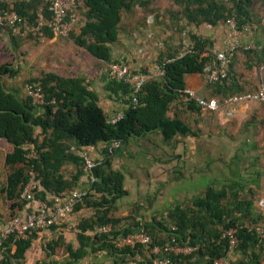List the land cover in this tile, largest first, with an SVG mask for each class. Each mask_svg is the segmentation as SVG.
<instances>
[{
    "label": "trees",
    "instance_id": "16d2710c",
    "mask_svg": "<svg viewBox=\"0 0 264 264\" xmlns=\"http://www.w3.org/2000/svg\"><path fill=\"white\" fill-rule=\"evenodd\" d=\"M75 1L77 3L75 11L81 25L77 33L69 31L66 37L96 60L108 64L128 61L125 57L111 58L110 45L117 40L121 12L132 13L135 6L152 12L149 7L150 0ZM172 3L178 6V10L167 11L166 15L169 20L173 17L172 24L175 26L178 24L215 26L221 22L225 23L226 18L232 17L235 28L242 30L253 14L250 11L252 0H172ZM5 8L14 10L18 16L27 20H32L37 10L45 16L48 15L42 0H0V11ZM181 28L184 29V26ZM180 30L175 29L176 33H180ZM182 32L175 45L169 43L170 37L167 41L164 40L156 58L150 61L160 67L161 74L145 78L137 91H133V82L109 78L105 72V76H102V90L107 93L108 98L122 104L121 111L109 116L98 105L97 93L88 87L81 76L65 77L44 71L38 77L26 79L25 83H36L42 91L43 104L36 106L25 93L21 96L18 89L4 84L3 77H12L16 70L10 63L0 64V140L10 146V150L4 156L3 163L7 172L1 192L4 193L5 199L11 201V206H20L27 202L21 200L19 194L28 178L29 168L34 172L39 185L33 199L46 201L47 194H57L64 189H75L81 175L85 177L87 183L82 169V159L69 149L70 145L73 144V150L101 145V156L91 157L98 162L92 168L94 179L88 184L81 201L71 210L72 212L84 208L91 211L88 216L80 217L74 225L77 246L72 247L71 243L63 242L60 235L44 241L41 244L46 254L43 264H70L96 251L107 254L111 258L110 264L123 262L150 264L154 257L161 256V254L155 255L152 248L171 239L179 246L198 245V247L188 254L169 253V264H213V260L224 257L227 253L226 242L220 237L221 232L233 226L237 227L236 249L243 254L237 264H259L260 260L264 261V257L257 258L258 253L255 252L263 250L264 233L259 234L254 228H247L243 222V218L250 214L252 202L250 195L247 198L238 194L247 182H239L240 175L238 178L222 179V182H227V185L232 184L235 189L228 190L229 188L226 187L217 189L208 186L203 194L195 197L191 203L175 205L158 220L152 217L149 222L140 223L135 218L112 215L117 199L126 195L127 191L123 187L122 170L113 168L111 159L120 154L121 148L131 137L157 131L164 140L171 139L175 135H193L194 130L180 116H167V111L172 107L173 102L183 112L189 110L210 115L213 112L223 111L222 101L227 96L246 92H236L232 88L229 73H231L233 54L226 58V78L215 83H205L208 88H213L212 91L216 96L211 99L201 97L216 104L218 110H208L194 100L182 102L180 91L185 88V76L203 74L204 77V67L214 59L212 50H216L212 48L209 39L190 32L186 33L191 46L190 52L179 55L183 46ZM40 34L51 35L45 29ZM37 35L39 34L33 36ZM10 36L14 48L23 39ZM148 66L132 68L133 71L138 70L147 74ZM195 95L198 96L196 93ZM117 113L121 116L114 122H109L107 118ZM38 134L41 135L40 138ZM113 140H117L119 145L107 153L105 146ZM31 152L34 156L28 157L27 154ZM67 165H72L73 170L67 171L65 167ZM256 177L251 178L250 181L254 183ZM251 191L248 190L249 194ZM233 212H239L240 215L235 217ZM125 219H132V224H120ZM63 223L64 220L61 219L50 225L49 229ZM103 225L109 226L106 232L98 230V227ZM139 228L149 235L150 242L136 243L132 246L116 244L120 236ZM36 235L37 232L31 230L25 238L13 242L11 236L6 238L3 241L1 264H12L10 258L13 259L14 264L22 263L24 252ZM56 246H62L63 250L58 260L53 258ZM144 250L150 253V258L144 257L142 254ZM136 255L141 256L142 260H136Z\"/></svg>",
    "mask_w": 264,
    "mask_h": 264
},
{
    "label": "crops",
    "instance_id": "0c3cea01",
    "mask_svg": "<svg viewBox=\"0 0 264 264\" xmlns=\"http://www.w3.org/2000/svg\"><path fill=\"white\" fill-rule=\"evenodd\" d=\"M139 8L135 6L131 15L133 16ZM250 11L252 13V6ZM121 15L120 17L122 18ZM164 21L170 22L168 16ZM258 21L259 19H255L254 17V19H250L243 26L242 30H238V40L242 48L246 51H243L244 53L242 54L234 53L235 56L231 59V73L229 74L232 77H230L232 88L236 92L252 91L257 88L261 81L264 84V20L260 23ZM144 23L147 28L146 34L149 33L150 35L151 31L154 33L153 35L167 32L166 27L162 23L160 24L164 26L162 28L163 31H158V26L155 25L156 23L154 24L155 26L152 24L149 25L146 22ZM80 25L81 21H77L73 25L71 32L77 33ZM125 25L126 30L131 29L128 27V22ZM141 27L145 26L142 24ZM188 28L191 29L189 32L209 39L212 48L216 50L224 47L226 37L229 34L223 22L215 26L200 24L193 28L189 25ZM125 35L123 37L118 34L116 42L110 45L112 59L125 57L128 59L131 67L139 68L140 66L144 67L149 65L150 61L156 58L155 55L162 45L160 46V44H154L147 40L148 45L138 46V49L136 48L137 50L129 49L127 47L129 44L127 40L128 34ZM10 37L7 32H0V64L10 63L13 69L16 70L13 76L16 77L17 81L12 82V79H9V83L4 84L7 87L18 89L19 95H24L20 86H18V78L20 76L38 77L41 72L51 71L65 77H83L88 87L97 93V103L106 115L109 116L114 112L122 110V104L112 98H108L107 93L102 90V76H105L108 64L106 65V62L92 58L83 48L76 46L70 38H56L52 35L46 36L39 34L22 39L14 48L12 47ZM164 39L167 41L169 38L166 37ZM155 50L156 53H154ZM243 70H246L244 74L240 72ZM203 78V74L186 75L184 78L185 87L193 89L200 97L211 99L216 94L212 91V87H207ZM248 104L252 107L251 109L249 107L246 108ZM171 105L172 107L167 111V116H180L194 130V134L185 136L175 135L171 139L164 140L162 135L157 131L131 137L127 141L121 148L120 154L111 159L112 167L122 170L123 187L127 191V194L123 196L126 198L116 203V208L112 212L113 216L130 215L135 216L139 220L140 216H156V219H159V217L165 216L167 211L175 205L191 203L195 197L202 195L208 186L217 189L226 187L227 189L229 188L228 190L236 188L232 184L227 185V182H222L221 180L224 177L220 178L219 181L218 177L214 179L213 176H207L213 172L212 170H215L211 157H217L219 150H205L201 147V144L203 138L211 135L215 136L217 132L218 122L214 120L215 115L212 117L210 114L211 117L206 118L204 115L195 111L187 110L183 112L174 102ZM254 108H256V101H247L241 105H234L233 113L236 112L237 114L238 111L242 110L243 112L247 111V115L251 119L254 116ZM217 112L220 115L223 114V111ZM256 113L263 120L264 106L260 105L259 111ZM205 120L208 121L206 130L203 128ZM258 126L260 134L258 137H249L251 138V144L248 147L251 153H258L259 164L250 163L244 170L246 174H239L243 176L244 183L247 182L245 183L246 186L244 189L240 190L238 194L241 197L247 195V198L249 195L251 196L252 207L250 214L243 218L244 225L247 228L262 230V233H264V206L259 207L257 205V200L264 198V123H259ZM38 137L40 138L41 135L38 134ZM132 139H135V141H132ZM128 145L130 146L128 147ZM70 146L73 147V144ZM132 146L135 149L132 150ZM126 147L130 152L125 150ZM139 149L144 152L143 159L128 165L129 158L136 157ZM9 150L10 146L3 140H0V218L2 219L8 217L10 214L20 215L36 207L41 201H44L34 198L32 201L25 202L20 206H11V201L5 199L4 193L1 192V189L5 185L7 172L3 162L5 153ZM84 150L90 158H98L101 156L100 144L87 146ZM247 158L251 159L250 157ZM65 167L67 171L73 170L72 165ZM137 173L140 174L138 175ZM255 176L257 177L253 183L250 180ZM181 183H186L187 189L185 187L180 188L179 185ZM86 187L85 177L81 175L75 189H85ZM176 188L179 190H176ZM247 188L248 190H252L251 194H249ZM132 192L135 194V201L134 199L132 201L126 200ZM50 195L47 194L46 198L48 199ZM90 213V210L84 208L74 210L62 218L64 220L63 224H58L51 230L37 232L35 238L31 240L29 248L24 252L22 263L43 264L46 259V254L41 244L58 235L62 237L63 242L71 243L72 247H76L77 241L75 240L74 225L80 217L88 216ZM232 214L235 217L240 215L239 212H233ZM140 223H146V221H141ZM255 252L258 253L256 254L257 258L262 259L264 257V247L262 251L258 252L256 250ZM32 253L36 256L34 259L32 258ZM62 253V246H56L54 248L55 255L53 258L58 260ZM142 254L146 255L145 253ZM148 256L149 258L151 257L150 253ZM226 257L232 264H237L243 257V254L239 249L233 248L227 252ZM110 259L107 254L96 251L84 255L72 261L70 264H110ZM135 259L142 260V257L136 255ZM198 261L200 262V259ZM263 262L260 260L259 264H264ZM122 264L128 263L123 262Z\"/></svg>",
    "mask_w": 264,
    "mask_h": 264
},
{
    "label": "built area",
    "instance_id": "2783aa9c",
    "mask_svg": "<svg viewBox=\"0 0 264 264\" xmlns=\"http://www.w3.org/2000/svg\"><path fill=\"white\" fill-rule=\"evenodd\" d=\"M42 2L46 5L48 15L45 16L41 11L37 10L32 20H27L26 18L18 16L17 13L10 8H5L0 11V32L4 31L12 36L27 38L29 36L40 34V32L45 29L46 31H49L53 37H66L69 31L73 28V25L79 21V16L75 11V6L77 4L76 1L42 0ZM224 22L229 29V34L226 37L223 50H212L214 59L204 67V83H215L226 78L227 73L225 66L227 56H232L240 46L242 47L238 40V30L235 28L233 18L228 17ZM186 31L182 32L183 46L179 55L190 52L191 46ZM106 74L109 78L122 79L125 82H133V91L135 92L145 78L161 74V69L155 63L152 64L150 62L147 68V74H143L138 70L133 71L129 62L124 60L108 64L106 67ZM23 90L34 105L39 106L43 104V94L38 84L25 83ZM180 92L182 93V102L194 100L198 105L213 111H216L219 108L216 104L196 96L194 90L191 88L185 87ZM133 101H135L134 98ZM247 101H264V84L262 81L254 91H246L240 94L227 96L223 99L221 107L226 115H230V113L233 112L234 105H241ZM120 116V113H117L107 119L109 122H114ZM118 145L119 142L117 140L109 142L105 146L107 153H110L112 149L118 147ZM69 149L78 154L82 159V169L88 181L87 187L85 189H64L57 194H51L46 201H41L36 207L31 208L20 215L14 214L3 219L0 218V264L2 261V253L4 251L3 241L6 238L11 236L13 242L16 239L25 238L31 230L36 232L48 230L50 225L60 221L71 212L73 206L81 201V198L85 195L89 186L88 184L94 179L92 168L98 162L91 159L84 149L73 150V147H70ZM27 156L33 157L34 154L31 152L28 153ZM27 176L28 178L20 191L19 198L30 202L33 200L34 192L39 185L31 168L27 169ZM257 205L259 207L264 206V198L258 199ZM236 228V226L229 227L221 232L220 237L226 242L227 252L236 248ZM108 229V225L98 227V230L103 232H106ZM256 232L262 234V230H256ZM148 242H150L149 235L143 232L142 228H139L136 231L120 236L117 239L116 244L132 246L136 243L147 244ZM197 247L198 245L179 246L173 239H171L169 242H165L160 246L155 245L152 248V252L155 255L161 254V256L154 257L150 261V264H169V253L188 254L196 250ZM226 255L213 260V264H227L225 260ZM12 260L13 259L10 258V262L14 264Z\"/></svg>",
    "mask_w": 264,
    "mask_h": 264
},
{
    "label": "rangeland",
    "instance_id": "374dc122",
    "mask_svg": "<svg viewBox=\"0 0 264 264\" xmlns=\"http://www.w3.org/2000/svg\"><path fill=\"white\" fill-rule=\"evenodd\" d=\"M226 3V2H225ZM228 4V3H226ZM168 6V7H167ZM252 16L251 19H259V23L264 20V0H252ZM150 11L152 12H148L143 10L142 8H139L135 11V14L132 16L131 13H123L121 12V21L119 24V35L120 36H126L125 34H128L127 40L129 41L128 43V48L129 49H136L138 46L140 47L141 45H148L149 43L148 41H151V43L154 44H160L163 45L164 42V38L166 37H170V44L175 45L180 38L181 32L182 31H186L188 34L190 33L189 31H191V29L188 28V25L184 26V29L181 28L183 26H180L181 24L178 25H173V17H170L171 15H169L170 17V22H166L164 21V19L167 18V11L169 12H175L176 10H178V6L174 3H172V0H150ZM154 10V11H153ZM149 13V14H148ZM157 15V16H156ZM147 19V20H146ZM146 20V23L149 25H157L158 26V31L162 30V28L165 26L167 29V32H163V33H156L155 35H153L154 33H152L149 35V33L146 34V24L144 23ZM126 22H128V27L131 28L130 30H126L125 28V24ZM156 23V24H155ZM160 23H162L163 25H161ZM144 25L145 27H141V25ZM155 24V25H154ZM224 25L226 26V24L224 23ZM156 26V29H157ZM194 26L191 25V28H193ZM183 29L182 31L180 30V33H175V29ZM226 29L229 31V29L226 27ZM163 31V30H162ZM173 34V35H172ZM24 39V38H23ZM173 42V43H172ZM241 44V43H240ZM138 49V48H137ZM136 49V50H137ZM243 51H246L244 48H242L241 46L237 49V51L235 52L237 53H244ZM156 53V50L155 52ZM153 53V54H154ZM158 53V51H157ZM156 53V55H157ZM155 55V56H156ZM235 56V54L233 55V57ZM232 57V58H233ZM108 63H106L107 65ZM241 73H245L246 70L240 71ZM259 75V74H258ZM30 77H25V76H20V78H18V86H20V88L23 90L24 84L26 82V79H28ZM9 79H12V82L17 81L16 77H3V82L8 84L9 83ZM263 103V104H260ZM263 105L264 106V101L263 102H256V108H254V116L250 117L247 115V111H238L237 114L236 112H231L230 115H226L225 112L220 115L219 112H214L212 113V117L214 116V120H216L218 123V129L217 132L215 134V136L211 135L208 137L203 138L201 147L205 150H219V155L217 157H211L212 158V163L214 164V168L215 170H212L213 172L209 175H207L208 177H218L219 181L220 178L224 177L225 179H227L228 177L230 178H236L239 176V174H243L245 175L246 173L244 172L245 168L247 167V165H249L250 163L252 164H259V155L258 153H251V150L249 149L248 145L251 144L250 143V139L249 137H253L256 136L258 137L260 134L259 131V123H264V119L262 120V118H260V115L258 117V112L259 111V106ZM249 107L250 109L252 107H250V104H248L246 106V108ZM247 110V109H246ZM233 113V114H232ZM204 116L206 118L211 117L210 115L204 114ZM208 121H204L203 123V128L207 127ZM132 141H135V139H132ZM130 145H128L129 147ZM135 149V147L132 146V150ZM125 150L129 151L128 148L126 147ZM125 152V151H124ZM138 155L134 158H129L128 160V165H130V163H136L140 160L143 159V151L142 150H138L137 151ZM251 154H253L251 156ZM250 157L251 159L247 158ZM253 158V159H252ZM138 175L140 173H137ZM136 175V174H135ZM238 175V176H236ZM250 175V174H249ZM137 176V175H136ZM230 178V179H231ZM222 181V180H221ZM239 181L244 182V178L243 176H241L239 178ZM180 188H186V183H181ZM187 189V188H186ZM176 190H179L178 188H176ZM244 197H247V195H244ZM126 198V197H125ZM124 197H120L117 199L116 203H118L120 200H124ZM134 199L135 201V194L134 192H132L126 200L128 201H132ZM116 217H120V216H116ZM123 217H130V218H135V216H130V215H126V216H121ZM153 216H140V220H138L139 222L141 221H146L149 222ZM156 219V216L154 217ZM158 220V219H157ZM120 224L126 225V224H132V219H125V221H121ZM168 225V224H167ZM236 249V248H234ZM144 253L146 255H144L145 258L148 257L149 253L147 250H144ZM32 258L34 259L36 256L32 253ZM41 257V256H40ZM36 260V259H35ZM34 260V261H35ZM226 262L227 264H232L226 257ZM33 261V262H34ZM32 262V263H33ZM264 263V262H263Z\"/></svg>",
    "mask_w": 264,
    "mask_h": 264
}]
</instances>
